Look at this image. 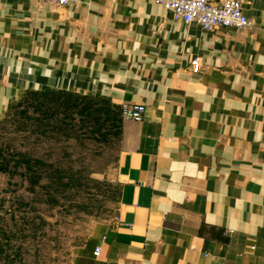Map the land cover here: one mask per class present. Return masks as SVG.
<instances>
[{
    "label": "crops",
    "instance_id": "crops-1",
    "mask_svg": "<svg viewBox=\"0 0 264 264\" xmlns=\"http://www.w3.org/2000/svg\"><path fill=\"white\" fill-rule=\"evenodd\" d=\"M241 1L250 26L207 31L151 0H0V117L38 90L146 106L117 211L56 264H264V0Z\"/></svg>",
    "mask_w": 264,
    "mask_h": 264
},
{
    "label": "rangeland",
    "instance_id": "rangeland-1",
    "mask_svg": "<svg viewBox=\"0 0 264 264\" xmlns=\"http://www.w3.org/2000/svg\"><path fill=\"white\" fill-rule=\"evenodd\" d=\"M108 100L89 98L59 123L61 113L23 99L0 117V150L43 161L35 183L24 165L0 164V264L68 262L117 211L124 119Z\"/></svg>",
    "mask_w": 264,
    "mask_h": 264
},
{
    "label": "built area",
    "instance_id": "built-area-1",
    "mask_svg": "<svg viewBox=\"0 0 264 264\" xmlns=\"http://www.w3.org/2000/svg\"><path fill=\"white\" fill-rule=\"evenodd\" d=\"M169 10L174 21L185 24H198L207 31L221 28H235L241 30L251 25L249 17L244 12L241 0H151ZM56 7L67 6L70 0H39ZM202 67L200 58L191 61V68L198 72ZM146 106L141 103H124L121 106L123 119L141 121ZM100 249L95 251L99 255Z\"/></svg>",
    "mask_w": 264,
    "mask_h": 264
},
{
    "label": "trees",
    "instance_id": "trees-1",
    "mask_svg": "<svg viewBox=\"0 0 264 264\" xmlns=\"http://www.w3.org/2000/svg\"><path fill=\"white\" fill-rule=\"evenodd\" d=\"M43 98L44 100H40ZM98 98L97 96H88L81 95L75 92L63 91V90H38V91H30L25 94L23 98H21L18 102L23 100H30V103H36L37 106H46L48 110L56 111L57 113H61L60 116L55 118V121L59 123L61 117H66L71 114L75 108L81 106L85 110L87 109L85 101L87 99ZM35 101V102H34ZM24 102V101H22ZM80 102V103H79ZM108 102H110L108 100ZM16 103H14L10 108H12ZM120 109V108H119ZM121 110V109H120ZM50 119V118H49ZM51 120V119H50ZM122 133V132H121ZM25 155H16L8 157L5 154L4 150H0V164L2 166H6L3 169L10 170L12 167L15 169L20 166H25L27 169L32 172L33 183L39 180L40 175L38 174L39 164L43 163V161L37 160L34 156H28V158H24ZM23 157V159H22ZM26 159V160H25ZM36 171V172H35Z\"/></svg>",
    "mask_w": 264,
    "mask_h": 264
}]
</instances>
